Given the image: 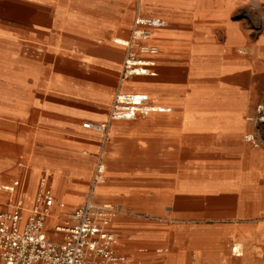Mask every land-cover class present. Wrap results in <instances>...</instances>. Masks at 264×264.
I'll use <instances>...</instances> for the list:
<instances>
[{"label":"crops","instance_id":"obj_1","mask_svg":"<svg viewBox=\"0 0 264 264\" xmlns=\"http://www.w3.org/2000/svg\"><path fill=\"white\" fill-rule=\"evenodd\" d=\"M243 1L0 0V213L22 195L26 216L47 176L49 240L92 191L119 208L122 264H264V144L243 138L259 129L264 0H248L257 35L232 17ZM137 16L163 21L139 55L156 74L124 80ZM127 92L169 111L82 126Z\"/></svg>","mask_w":264,"mask_h":264},{"label":"built area","instance_id":"obj_2","mask_svg":"<svg viewBox=\"0 0 264 264\" xmlns=\"http://www.w3.org/2000/svg\"><path fill=\"white\" fill-rule=\"evenodd\" d=\"M161 26V20L136 17L130 39L122 42L127 48L122 79L156 74L150 69V62L139 55L158 52L157 47L146 42L151 39L152 30ZM149 101V96L144 93H118L107 121L85 122L82 126L106 135L112 120L133 119L138 113L169 111ZM103 168L102 164L98 165L95 181L102 179ZM47 180V176L40 178L35 203L26 216L22 195L9 211L0 213V264H122L125 258L117 252L118 237L110 230L119 208L111 203H94L92 191L83 205L55 226V231L63 235L62 240L48 239L44 227L51 213L53 194ZM16 186L17 181L4 189L14 190ZM233 251L238 249L233 247Z\"/></svg>","mask_w":264,"mask_h":264},{"label":"rangeland","instance_id":"obj_3","mask_svg":"<svg viewBox=\"0 0 264 264\" xmlns=\"http://www.w3.org/2000/svg\"><path fill=\"white\" fill-rule=\"evenodd\" d=\"M257 16L262 17L261 9L260 8L256 9L254 2L245 0L243 1L241 11L232 17L234 19L243 20L244 24H246V28L252 29L251 32L257 35L260 32V28H258L259 26L257 22H255ZM258 99H259V103L256 108L258 112L256 116H253L252 114H250V116L254 117L250 120H252L255 123V125L258 126L259 128L257 131L258 133L256 136L257 138H255V136H253V134L251 133H246L243 136V138H245V140H248L251 143L256 142V144L261 145V144H264V91L259 92Z\"/></svg>","mask_w":264,"mask_h":264},{"label":"bare ground","instance_id":"obj_4","mask_svg":"<svg viewBox=\"0 0 264 264\" xmlns=\"http://www.w3.org/2000/svg\"><path fill=\"white\" fill-rule=\"evenodd\" d=\"M255 32V31H254ZM245 37V36H244ZM211 47V46H210ZM206 49V48H205ZM206 52V51H205ZM207 53V52H206ZM208 54V53H207ZM217 58V57H216ZM219 60V59H218Z\"/></svg>","mask_w":264,"mask_h":264}]
</instances>
